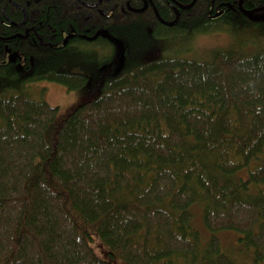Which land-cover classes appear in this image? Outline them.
<instances>
[{"label": "trees", "instance_id": "1", "mask_svg": "<svg viewBox=\"0 0 264 264\" xmlns=\"http://www.w3.org/2000/svg\"><path fill=\"white\" fill-rule=\"evenodd\" d=\"M125 1L101 0V12L22 1L33 29L10 41L22 64L0 63V264H238L214 234L224 230L264 264V21L211 23V0H195L167 27ZM222 30L227 47L187 57L194 36ZM153 42L165 52L145 60ZM39 81L82 95L60 109L31 98ZM192 205L212 233L204 245Z\"/></svg>", "mask_w": 264, "mask_h": 264}, {"label": "rangeland", "instance_id": "2", "mask_svg": "<svg viewBox=\"0 0 264 264\" xmlns=\"http://www.w3.org/2000/svg\"><path fill=\"white\" fill-rule=\"evenodd\" d=\"M231 36L228 32L217 31L211 32L208 34H199L194 36L191 39V44L189 46V51L186 53L188 58L204 61L208 60L211 57V51L216 48H225L231 42ZM147 46V48L142 50V56L145 60H150L156 57L158 54H161L163 51L165 52V47L163 43L153 42ZM123 55V54H122ZM77 56L73 55L70 62L73 63L76 61ZM89 66V65H88ZM82 67L74 63L73 71L76 73H85L88 75H92L97 68L91 67V69H87V67ZM26 91L29 93L31 98L35 100H43L50 105L58 106L60 109L65 108L67 105L77 101L82 92L80 90H68L65 86L58 84L56 82H46L39 81L37 83H30ZM239 176L244 175V172L237 173ZM191 213V224L197 229L201 235L202 242L201 244H206L208 238L212 235L210 231L204 229L202 223V211L199 205H192L190 207ZM221 242V247L227 253V255L233 259L238 264H255L253 262V255L247 251L242 242L238 241L237 233L233 231H219L214 233ZM104 248L101 250L102 247ZM91 247L99 258L106 259L107 258V246L101 241L97 240L94 242ZM248 252V254H247ZM261 264V263H258Z\"/></svg>", "mask_w": 264, "mask_h": 264}, {"label": "flooded vegetation", "instance_id": "3", "mask_svg": "<svg viewBox=\"0 0 264 264\" xmlns=\"http://www.w3.org/2000/svg\"><path fill=\"white\" fill-rule=\"evenodd\" d=\"M22 1L24 2L25 5H28L31 0H7V3L11 4L14 8H17L21 14L23 13V18L21 16L20 19H13L12 17L8 16L5 12V5L7 3L0 2V23L3 28L12 29V31L5 33L4 32L5 30H3V28H0V63H4L6 61H13V62L16 61L17 63L19 62V64H22V49L13 48V46L10 44L11 40L12 42L17 39L22 40V29H26L24 30L25 32L27 31V29H33V27H29V25H25L28 16L26 10L22 6ZM75 1H77L80 5L86 7L87 9H91V10L95 9L98 12H101L100 11L101 0L100 1L96 0L95 2L92 3L86 2L84 0H75ZM127 1L129 6L127 5ZM138 1L139 2H136V0H132V1L126 0L125 8H122L123 11L124 12L128 11L130 13L138 14L150 8L151 12L155 15L156 19L167 27L180 23L182 21L181 20L182 13H184V11H186L192 6L191 5L190 7L186 8V6H188L192 1L189 4H184L179 2L178 0H164L166 8L171 13L169 17L164 18L157 9L155 0H138ZM88 4L94 6L92 7L87 6ZM248 5L249 2L247 0H217L216 4L212 3L211 0L206 10L207 13L206 17L209 19L211 23H217L231 16L239 17L241 15H244L253 21H264V4L252 3V5L250 6ZM142 8L144 9L139 11ZM25 15H26V20L24 24H22ZM146 29H153V26L146 25ZM74 35H76L74 31H72L69 35H65L62 41V45H64L65 42L68 39L72 38Z\"/></svg>", "mask_w": 264, "mask_h": 264}, {"label": "water", "instance_id": "4", "mask_svg": "<svg viewBox=\"0 0 264 264\" xmlns=\"http://www.w3.org/2000/svg\"><path fill=\"white\" fill-rule=\"evenodd\" d=\"M99 1H100V0H99ZM99 1H98V4H99ZM194 1H195V0H192V2H191L188 6H186V8L190 7ZM98 4H96V5H98ZM127 5L129 6L128 1H127ZM87 6L92 7V6H94V5L88 4ZM143 9H144V8L140 9L139 11H141V10H143ZM25 20H26V15H25V17H24V20L22 21V24H24ZM66 38H67V37H66ZM65 40H66V39H65ZM65 40H64V42H65Z\"/></svg>", "mask_w": 264, "mask_h": 264}]
</instances>
